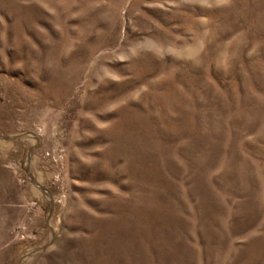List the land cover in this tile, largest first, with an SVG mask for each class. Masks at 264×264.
<instances>
[{
	"label": "rangeland",
	"instance_id": "374dc122",
	"mask_svg": "<svg viewBox=\"0 0 264 264\" xmlns=\"http://www.w3.org/2000/svg\"><path fill=\"white\" fill-rule=\"evenodd\" d=\"M0 264H264V0H0Z\"/></svg>",
	"mask_w": 264,
	"mask_h": 264
}]
</instances>
